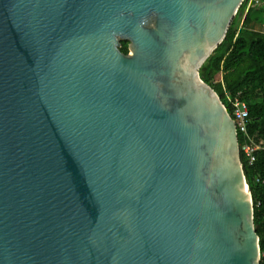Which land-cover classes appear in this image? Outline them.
I'll return each mask as SVG.
<instances>
[{"label":"water","instance_id":"obj_1","mask_svg":"<svg viewBox=\"0 0 264 264\" xmlns=\"http://www.w3.org/2000/svg\"><path fill=\"white\" fill-rule=\"evenodd\" d=\"M243 2L0 0V264H259L199 77Z\"/></svg>","mask_w":264,"mask_h":264},{"label":"trees","instance_id":"obj_2","mask_svg":"<svg viewBox=\"0 0 264 264\" xmlns=\"http://www.w3.org/2000/svg\"><path fill=\"white\" fill-rule=\"evenodd\" d=\"M244 0L224 40L199 70L200 79L218 96L232 117L231 101L238 98L248 110L246 136L237 133L238 145H257L255 161L249 164L240 152L253 207L254 229L259 239L260 262L264 264V0L247 7ZM120 52L128 54V42ZM259 204V206H257Z\"/></svg>","mask_w":264,"mask_h":264},{"label":"built area","instance_id":"obj_3","mask_svg":"<svg viewBox=\"0 0 264 264\" xmlns=\"http://www.w3.org/2000/svg\"><path fill=\"white\" fill-rule=\"evenodd\" d=\"M250 0L247 7L251 6ZM232 105V120L234 122L236 132L240 133L243 136H246V126L248 123V110L242 101H240L238 98H234L231 101ZM259 149V147L252 142L250 143H244L241 147H239V153L241 152L245 158L248 160L249 164H252L255 161V152ZM257 183H260L264 185V180L256 179ZM260 203H258L257 206H259Z\"/></svg>","mask_w":264,"mask_h":264},{"label":"rangeland","instance_id":"obj_4","mask_svg":"<svg viewBox=\"0 0 264 264\" xmlns=\"http://www.w3.org/2000/svg\"><path fill=\"white\" fill-rule=\"evenodd\" d=\"M249 1H250V0H248V3H249ZM248 3H247V5H248ZM253 4H257V0H253V1H251V6H252Z\"/></svg>","mask_w":264,"mask_h":264}]
</instances>
